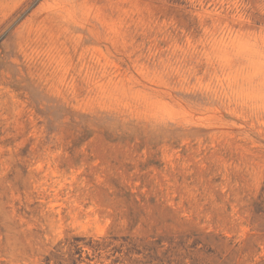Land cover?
Segmentation results:
<instances>
[{
    "label": "rangeland",
    "instance_id": "1",
    "mask_svg": "<svg viewBox=\"0 0 264 264\" xmlns=\"http://www.w3.org/2000/svg\"><path fill=\"white\" fill-rule=\"evenodd\" d=\"M0 264H264V0H0Z\"/></svg>",
    "mask_w": 264,
    "mask_h": 264
}]
</instances>
